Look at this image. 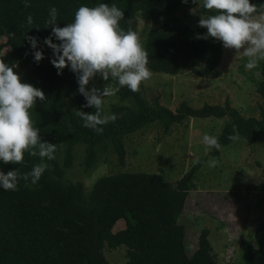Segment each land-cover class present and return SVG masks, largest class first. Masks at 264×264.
Wrapping results in <instances>:
<instances>
[{
    "label": "trees",
    "instance_id": "16d2710c",
    "mask_svg": "<svg viewBox=\"0 0 264 264\" xmlns=\"http://www.w3.org/2000/svg\"><path fill=\"white\" fill-rule=\"evenodd\" d=\"M264 8V0H251ZM0 0V57L9 66L22 65L27 73L22 82L40 88L45 101L37 98L31 109L35 126L43 140L56 143L58 150L54 160L44 158L49 168L36 184L23 179L18 190L0 187V264H110L104 248L126 247L124 264H216L217 253L211 245L205 227L199 230L196 246L188 250L186 226L180 220L186 198L194 187V176L200 162L193 165L175 184H169L160 173L144 171H121L98 177L90 188L82 182H65L66 170L72 164L73 149L83 145L84 169H92L102 153L109 151L124 163V136L152 123L159 124L164 133L171 126L189 117L226 118L216 136L221 147L233 140L230 135H240L247 143H255L264 135V111L261 117H244L232 107L228 98L220 103H204L193 107L186 101L175 110L160 105L158 98L148 100L142 92H132L122 87L116 93L118 105H112L115 122L103 125V131L83 126L77 110L95 112L91 107H82L86 100L78 89L76 75L65 68L58 75L57 69L46 60L52 50L43 45V39L51 33L45 27L52 7L58 11L60 27L72 23L75 12L82 5L90 7L101 3L115 4L124 11L121 27L137 32V17L145 21L162 19L152 27L142 45L149 54L151 72L176 75L191 70L199 75L217 77L218 65L223 56V44L215 38L197 39L207 32L198 26V21L185 22L178 12L185 7H194L192 0ZM203 16L215 14L201 5ZM33 23H27V17ZM39 27V28H36ZM26 35L39 38L44 59L34 61ZM54 42L55 41V38ZM8 47L6 52L2 48ZM27 53V55H26ZM197 66H202L201 70ZM260 79L256 91L264 102V61L259 62ZM16 67L14 71H16ZM105 85L117 87L109 78ZM82 108V109H81ZM103 115V111L101 108ZM111 114V115H112ZM220 147V148H221ZM220 149L212 148L210 154L218 155ZM62 160H60V156ZM39 155L24 154L22 164H4L0 170L18 169L21 174L31 172L40 164ZM264 191V181L261 185ZM123 219L125 226L114 230L115 223ZM114 227V228H113ZM254 243L243 240L245 256L240 264H264V217L257 219Z\"/></svg>",
    "mask_w": 264,
    "mask_h": 264
},
{
    "label": "rangeland",
    "instance_id": "374dc122",
    "mask_svg": "<svg viewBox=\"0 0 264 264\" xmlns=\"http://www.w3.org/2000/svg\"><path fill=\"white\" fill-rule=\"evenodd\" d=\"M202 4L203 0H198L196 6L180 10L178 16L188 23L199 21L200 14L203 15L200 11ZM192 8H196V14L190 13ZM161 20L145 21L137 17V33L141 42ZM4 40L0 37V44ZM2 50L6 52L8 47ZM50 60L51 57L46 61L51 63ZM246 63L247 58L242 51L236 53L234 49L223 47L217 77L199 75L191 70L176 75L152 72L151 79L140 85V91L150 101L157 97L160 105L171 110H175L182 101L200 107L204 103L222 104L228 98L231 106L244 117L260 118L264 102L256 91L260 79L259 66L247 69ZM197 68L201 70L202 66ZM16 72L22 79L27 69L17 65ZM101 79L97 77L90 81L88 87L93 84L103 87ZM120 103L116 94L105 97L103 115H111V106ZM225 122V117H189L171 126L167 133L159 124L152 123L124 136L122 165L117 161V155L109 151L100 154L96 165L89 170L84 169L83 145L78 144L73 149L72 164L66 170L64 181H80L88 189L105 174L144 171L160 173L167 183L175 184L200 162L193 179L194 187L188 193L180 217L186 226L188 250H194L198 232L205 227L217 253L216 264H240L245 256L243 240L254 243L256 221L264 217V191L261 190L264 181V135L252 144L237 135L238 139L221 147L218 155H211L212 148L204 144L203 136L216 137ZM59 157L62 160L61 155ZM211 161H216L215 167L210 166ZM124 226L125 221L119 219L114 230ZM104 254L110 264H124L127 260L124 245L116 248L105 246Z\"/></svg>",
    "mask_w": 264,
    "mask_h": 264
},
{
    "label": "clouds",
    "instance_id": "9594fccd",
    "mask_svg": "<svg viewBox=\"0 0 264 264\" xmlns=\"http://www.w3.org/2000/svg\"><path fill=\"white\" fill-rule=\"evenodd\" d=\"M183 2L188 3V0ZM192 2L197 4L198 0ZM24 6H31L29 0H24ZM202 6L215 14L207 17L200 14L198 26L206 28L207 32L198 34L197 39L215 38L222 42L225 49H234L236 53L242 51L247 58V69H254L260 61H264V13L255 15L260 12L256 4L251 0H203ZM190 13L196 14V8L190 9ZM57 15V9L52 7L45 25L51 27V33L43 39V45L52 50L50 62L58 75L65 68L76 75L77 91L86 100L82 107L96 109L95 112L77 110L76 115L83 120L84 127L99 134L103 131L101 126L117 119L115 114L102 115L104 98L115 95L125 86L132 92H138L142 82L151 79L149 54L136 31L121 27L120 21L125 14L115 4L82 5L75 12L74 21L63 27L57 24ZM27 23H33L31 15H28ZM25 36L33 50L34 61L39 63L44 59L42 46L38 48L39 38ZM15 67L6 64L0 57V162L22 164L26 152L32 156L39 155L42 162L24 174L18 169L0 170V187L11 191L18 190L21 179L36 184L49 168L43 162L44 158L54 160L58 150L56 143L43 140L30 111L37 98L42 102L46 100L45 93L32 84L22 82L14 71ZM97 77L103 81L111 78L118 86L103 84V87H96L93 84L88 87L90 81ZM228 139L234 141L238 136L230 135ZM203 142L209 149L219 150L221 147L215 136L205 134ZM210 166L215 167L216 161H211Z\"/></svg>",
    "mask_w": 264,
    "mask_h": 264
}]
</instances>
